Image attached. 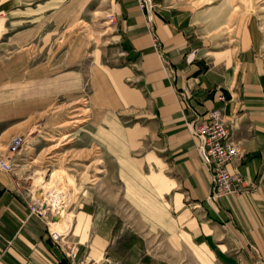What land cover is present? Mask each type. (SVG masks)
Wrapping results in <instances>:
<instances>
[{
    "label": "crops",
    "instance_id": "crops-1",
    "mask_svg": "<svg viewBox=\"0 0 264 264\" xmlns=\"http://www.w3.org/2000/svg\"><path fill=\"white\" fill-rule=\"evenodd\" d=\"M13 1L0 0V11L14 5ZM156 2L153 32L173 73L154 50L136 0H113L118 52L126 63L97 71L102 87L99 95L104 89L111 106L145 108L146 122L141 127L153 149L158 150L160 162L153 171L154 180L150 182L132 169L130 175H123L125 190L144 202L149 208L146 212L166 228L169 224L162 219L167 214L166 205L151 202L145 188L169 194L166 204L170 217L181 227L177 232L169 228V237L190 247L187 252L200 264H215L205 250L216 251L215 256L235 251L243 264H264L262 31L245 21L238 25L233 41L217 45L215 38L202 34L199 28L207 14L201 4L189 0ZM110 73L118 77L114 80L121 85L126 101ZM125 79L136 81L138 86H129ZM215 106H223L233 141L242 153L227 166L237 162L250 186L237 195L224 194L207 202L209 175L186 122L195 113ZM130 131L134 138L135 133H143L138 128ZM74 197L73 211L67 209L60 223L54 224L59 229L70 219L72 226L63 227L61 233H69L76 242L77 251L71 260L50 238L45 221L29 211L23 189L12 173L0 169V264H77L79 260L86 264H169L147 250L143 235L91 192L82 189Z\"/></svg>",
    "mask_w": 264,
    "mask_h": 264
},
{
    "label": "rangeland",
    "instance_id": "rangeland-1",
    "mask_svg": "<svg viewBox=\"0 0 264 264\" xmlns=\"http://www.w3.org/2000/svg\"><path fill=\"white\" fill-rule=\"evenodd\" d=\"M189 1L207 9L199 28L217 45L233 41L238 25L248 21L262 31L264 54V0ZM13 4L0 11L4 25L0 32V154L6 153L11 135L23 134L24 142L11 156L8 172L22 187L27 206L35 199L45 203L44 217L28 206L29 211L45 221L50 238L62 251V247H74L76 254V242L69 233L50 229V209L54 224L60 223L67 209L73 211L74 196L85 189L141 233L150 252L169 264H200L187 252L190 247L169 237V228L181 229L170 217L169 194L145 188L151 202L166 205L167 214L162 216L169 224L166 228L146 212L144 202L125 190L124 173L130 175L136 169L151 182L160 160L141 127L146 122L145 108L113 107L104 89L99 95L97 71L126 63L118 52L113 0H14ZM110 76L126 101L118 77ZM124 82L138 86L132 79ZM102 98L105 103L99 102ZM228 124L231 129L229 119ZM135 128L143 132L135 133L136 138L130 131ZM206 195L205 200L213 202ZM69 225L68 217L63 227ZM50 232L57 234L56 240ZM205 251L215 264H243L235 251L218 256L216 251Z\"/></svg>",
    "mask_w": 264,
    "mask_h": 264
},
{
    "label": "built area",
    "instance_id": "built-area-1",
    "mask_svg": "<svg viewBox=\"0 0 264 264\" xmlns=\"http://www.w3.org/2000/svg\"><path fill=\"white\" fill-rule=\"evenodd\" d=\"M136 3L143 13L146 28L151 33L154 50L159 55L161 62L172 74L173 69L169 66L168 60L163 55L159 41L153 32V15L157 7L156 0H136ZM187 127L191 136L196 138V147L202 164L209 174L210 187L206 199L214 201L223 194L237 195L246 191L250 184L244 182L237 163H233L230 167L227 166L228 161L238 159L240 154L231 136V129L223 106L211 107L201 114L195 113L194 117L187 121ZM23 142V134L15 133L11 135L7 143L6 153L0 154L1 169L11 170V156L21 147ZM44 204L42 201L35 199L34 201H29L28 206L32 212L44 217ZM50 234L56 240L57 234L53 232H50ZM62 248L64 254L73 260L75 248ZM77 264L85 263L80 260Z\"/></svg>",
    "mask_w": 264,
    "mask_h": 264
},
{
    "label": "bare ground",
    "instance_id": "bare-ground-1",
    "mask_svg": "<svg viewBox=\"0 0 264 264\" xmlns=\"http://www.w3.org/2000/svg\"><path fill=\"white\" fill-rule=\"evenodd\" d=\"M57 194V193H56ZM53 215V212L51 211V209H50V221H49V226H50V229L51 230H54V231H56V232H58V234H61V229H57V228H55L54 227V220H55V217H54V215Z\"/></svg>",
    "mask_w": 264,
    "mask_h": 264
}]
</instances>
